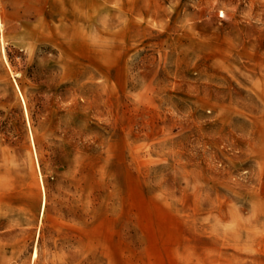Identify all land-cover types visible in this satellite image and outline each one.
I'll list each match as a JSON object with an SVG mask.
<instances>
[{
    "label": "rangeland",
    "instance_id": "obj_1",
    "mask_svg": "<svg viewBox=\"0 0 264 264\" xmlns=\"http://www.w3.org/2000/svg\"><path fill=\"white\" fill-rule=\"evenodd\" d=\"M0 4V264H264V0Z\"/></svg>",
    "mask_w": 264,
    "mask_h": 264
},
{
    "label": "bare ground",
    "instance_id": "obj_2",
    "mask_svg": "<svg viewBox=\"0 0 264 264\" xmlns=\"http://www.w3.org/2000/svg\"><path fill=\"white\" fill-rule=\"evenodd\" d=\"M0 25L3 26V9H2V6L0 4ZM42 194V198H41V210L42 212H44L45 210V206H46V193L45 191L43 190V193ZM38 255V248L35 247L34 250H33V256L36 257Z\"/></svg>",
    "mask_w": 264,
    "mask_h": 264
}]
</instances>
